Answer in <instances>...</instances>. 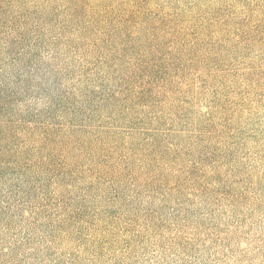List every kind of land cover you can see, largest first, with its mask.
Returning <instances> with one entry per match:
<instances>
[{
	"label": "rangeland",
	"instance_id": "374dc122",
	"mask_svg": "<svg viewBox=\"0 0 264 264\" xmlns=\"http://www.w3.org/2000/svg\"><path fill=\"white\" fill-rule=\"evenodd\" d=\"M79 1L0 0V264H264V0Z\"/></svg>",
	"mask_w": 264,
	"mask_h": 264
},
{
	"label": "trees",
	"instance_id": "16d2710c",
	"mask_svg": "<svg viewBox=\"0 0 264 264\" xmlns=\"http://www.w3.org/2000/svg\"><path fill=\"white\" fill-rule=\"evenodd\" d=\"M76 2L79 4L81 1L76 0ZM118 3L119 4L116 6L118 8H120L121 14H118L117 16H118V19L120 20V24L122 25V28L123 27L128 28V27H133V26L138 27L140 24L147 21L146 8L143 5L142 0H126V1L122 0V1H118ZM2 7L3 6L0 5V10L2 9ZM76 7L78 8L79 6L77 5ZM105 12L108 15H111L108 10H105ZM73 13L76 14V9L73 10ZM173 16H177V15H173ZM167 20H168V23L170 25V26H168L167 33L175 35V36H173L174 37L173 39H175L178 32H180V29L177 28V25H178L177 20L175 21V18H172V17L167 18ZM155 28H156V26H154V30H156ZM19 36H20V34H19ZM174 42H175V40L173 41V43ZM196 42L199 43L198 40H196ZM155 45H156L155 46L156 49H160L162 46L160 41L157 42V44H155ZM13 53H12V56L14 57V59L12 58L13 59L12 61L17 62L19 57L14 56L15 54H13ZM0 76H2L0 78V86H4L5 84H11L13 82L15 87H19V85L23 82L18 69L14 73H7V74L0 73ZM17 90L20 93L21 90L20 89H17ZM12 94H14V93L4 94V93L0 92V118L3 115V110L5 109L7 104H9V102H10L9 100L13 97ZM60 94H62L61 98H63V97H65L66 93H59V95ZM68 97L69 96L66 95L65 98H68ZM19 120H21V119H19ZM58 123H60L59 126L57 125ZM28 124H30L34 128L39 127L38 119H36V118L33 120H28ZM40 124L43 126L42 131L44 132V135L46 138L50 137V135H51L50 130L54 131L57 128L61 127V121L58 119L45 120L44 122H41ZM3 125H4V122L0 121V127H2Z\"/></svg>",
	"mask_w": 264,
	"mask_h": 264
}]
</instances>
